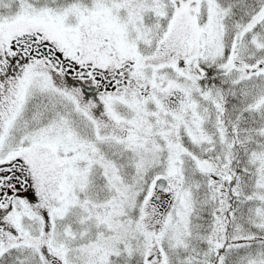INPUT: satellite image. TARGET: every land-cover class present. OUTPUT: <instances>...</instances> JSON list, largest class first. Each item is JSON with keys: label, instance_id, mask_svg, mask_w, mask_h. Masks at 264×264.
<instances>
[{"label": "snow or ice", "instance_id": "6c2138e0", "mask_svg": "<svg viewBox=\"0 0 264 264\" xmlns=\"http://www.w3.org/2000/svg\"><path fill=\"white\" fill-rule=\"evenodd\" d=\"M0 264H264V0H0Z\"/></svg>", "mask_w": 264, "mask_h": 264}]
</instances>
